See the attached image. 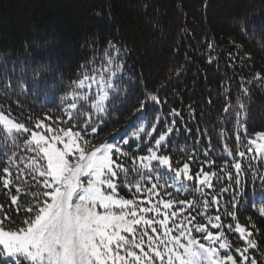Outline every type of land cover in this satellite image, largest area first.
<instances>
[{
    "label": "snow or ice",
    "instance_id": "6c2138e0",
    "mask_svg": "<svg viewBox=\"0 0 264 264\" xmlns=\"http://www.w3.org/2000/svg\"><path fill=\"white\" fill-rule=\"evenodd\" d=\"M93 14L98 18L105 15L108 20L112 18L110 9ZM241 31H245L243 22ZM95 42L93 40V44ZM213 47L208 44L209 49ZM121 52V48L109 40L99 60L93 55L79 65L76 78L60 98L61 103L66 104L67 120L56 117V121L65 127L46 123L52 120L47 115L29 127L0 111V186L8 191L17 211L27 214L23 226L16 228L9 226L10 217H0V264H258L257 257L250 251L259 250V242L254 238L256 225L245 226L239 222L234 227L224 225L221 215L208 216L207 210L220 204V193L229 191L233 192L229 205L235 209L249 185L254 196L258 191L264 197V172L251 162L242 163L248 154H252L251 160L264 163V131L248 138L247 153L237 149L234 155L225 144L224 153L233 157L231 168L234 171L222 166L218 173L201 166L193 174L187 161L182 166H174L169 145L174 131L180 129L175 119L168 123L162 113L154 117L148 114V102L160 105L162 101L157 94L146 93L126 127L117 130L111 142L93 145L86 138L88 130L96 134L99 125L106 123L105 117L111 115L109 103L113 97L127 93L122 87L127 71ZM212 61L210 57L208 63ZM50 70V60L39 62L31 76L33 86H38L44 79L43 73ZM127 78L131 81L130 76ZM55 82L63 83V77L58 75ZM257 82L264 87V74L257 72L240 85L243 97L250 94L246 85ZM89 101L86 112L83 109ZM230 109L244 127L245 100L237 99L235 105L228 104L223 111L232 115ZM168 115L179 117L181 113L173 108ZM81 117H84L83 127H80ZM161 124L162 129L153 135ZM184 130L192 131L188 127ZM244 130L247 132L246 127ZM225 135L221 131V139ZM235 139L239 143L240 135ZM132 147L145 154L129 151ZM18 148L31 155L27 159L19 156ZM210 148L209 145L203 152L205 158ZM194 159L195 149L188 161ZM128 160L131 164L126 166ZM205 163L211 165L215 161L205 159ZM194 178L196 187L191 188L186 182ZM214 178L229 182L216 195L204 191L214 188ZM13 188L15 194H12ZM120 188L133 192V197L121 196ZM167 189H174L176 195L187 192L199 195L176 199ZM22 194L31 198L26 205L20 203ZM252 202L253 206L257 203L255 198ZM3 207L0 205V210ZM197 208L201 209L197 215L206 217L207 224L196 223V215L191 211L185 215L186 209ZM226 211L236 219L234 211ZM260 211L264 215V208ZM208 225L220 231L213 232ZM225 227L239 234L243 241L241 246H233L223 231ZM261 256L259 264H264V253Z\"/></svg>",
    "mask_w": 264,
    "mask_h": 264
},
{
    "label": "trees",
    "instance_id": "16d2710c",
    "mask_svg": "<svg viewBox=\"0 0 264 264\" xmlns=\"http://www.w3.org/2000/svg\"><path fill=\"white\" fill-rule=\"evenodd\" d=\"M109 9L111 20L107 15L98 18L93 14L97 10L106 13ZM242 22L244 32L241 31ZM109 40L121 48V59L131 81L125 77L122 87L127 93L113 97L109 103L111 115L105 117L106 123L99 125L96 134L89 129L86 138L93 145L111 142L117 130L126 127L146 93H155L162 103L148 102V114L154 117L162 113L168 123L175 119L180 129L174 131L169 145L174 166H182L187 161L193 174L201 166L218 173L222 166L234 171L231 168L233 157L224 153L225 144L234 155L237 149L247 153L248 138L264 130V87L259 82L246 85L250 90L248 97H243L240 89V85L257 72L264 74V0H0V111L29 127L45 115L52 117L46 123L65 127L56 121V117L67 120L66 104L61 103L60 98L76 78L79 65L93 55L99 60ZM209 43L214 46L212 49L208 48ZM210 57L212 63H208ZM45 60L51 61V70L43 73L44 79L34 87L33 70ZM58 75L63 77V83L55 82ZM241 98L246 103L244 127L237 122L232 109V115L223 111L228 104L235 105ZM90 103L85 105L84 111H88ZM173 108L180 111L179 117L168 115ZM80 119V127H83L84 117ZM162 127L158 125L153 135ZM185 127L192 131L186 132ZM221 131L226 133L223 139ZM237 134L240 135L239 143L235 139ZM147 139L152 142L151 138ZM209 145V155L205 158L203 152ZM193 149L195 159L188 161ZM128 150L137 155L145 154L135 147ZM16 151L25 159L31 155L19 148ZM251 155L248 154L242 163L251 162L264 172V163L251 160ZM205 159L215 163L208 165ZM130 164L128 160L126 166ZM27 179L34 183L30 177ZM186 183L195 188L197 182L194 178ZM228 183L226 179L217 181L214 178V188L204 191L216 195ZM118 191L125 198L134 195L126 188ZM167 191H172L176 199H192L199 195L196 192L176 195L174 189ZM245 192L235 209L229 205L233 192L220 193V204L209 207L207 215L219 214L224 225L233 227L237 222L245 226L255 224L254 238L259 242V250L250 251L259 264L264 253V215L260 211L264 208V197L258 191L254 196L251 185ZM12 194H15L14 188ZM30 199L22 194L21 205H26ZM0 205L4 206L0 217L11 218L9 226H23L27 214L17 211L2 186ZM200 210L186 209L185 215L191 211L196 215V223L207 224L206 217L197 215ZM226 210L234 211L236 219L228 216ZM208 227L213 232L220 231L212 229L211 225ZM223 231L234 247L243 244L238 233L226 227Z\"/></svg>",
    "mask_w": 264,
    "mask_h": 264
},
{
    "label": "rangeland",
    "instance_id": "374dc122",
    "mask_svg": "<svg viewBox=\"0 0 264 264\" xmlns=\"http://www.w3.org/2000/svg\"><path fill=\"white\" fill-rule=\"evenodd\" d=\"M94 90L93 91H96L95 87L93 88ZM6 114V113H5ZM264 131V130H263Z\"/></svg>",
    "mask_w": 264,
    "mask_h": 264
}]
</instances>
